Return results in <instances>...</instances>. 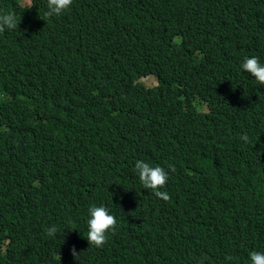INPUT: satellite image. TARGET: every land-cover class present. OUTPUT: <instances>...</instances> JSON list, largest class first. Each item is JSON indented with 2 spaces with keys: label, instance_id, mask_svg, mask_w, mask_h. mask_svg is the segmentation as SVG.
Returning <instances> with one entry per match:
<instances>
[{
  "label": "trees",
  "instance_id": "1",
  "mask_svg": "<svg viewBox=\"0 0 264 264\" xmlns=\"http://www.w3.org/2000/svg\"><path fill=\"white\" fill-rule=\"evenodd\" d=\"M47 10L0 0L19 24L0 33V264H251L264 252V85L241 65L264 64V0ZM138 160L168 171L167 202ZM93 205L118 221L102 248L86 239Z\"/></svg>",
  "mask_w": 264,
  "mask_h": 264
},
{
  "label": "clouds",
  "instance_id": "2",
  "mask_svg": "<svg viewBox=\"0 0 264 264\" xmlns=\"http://www.w3.org/2000/svg\"><path fill=\"white\" fill-rule=\"evenodd\" d=\"M72 4L73 0H47L48 10L45 15L48 17L60 16L69 11ZM18 25L17 18L13 13L0 14V33L5 32L6 29L15 30ZM241 67L255 78L257 84L264 85V64L260 62L258 57H245ZM2 96H6V94L3 93ZM241 139L245 143L249 142V137L246 134ZM168 168L173 172L175 171V167L171 164L168 165ZM135 169L145 189H150L156 197L166 202L170 199L167 192L160 191L167 184L169 179L168 171L159 165L153 166L143 160L136 161ZM88 213L86 239L89 245L102 248L107 243L109 233L114 234L117 230V218L113 214H110L109 209L103 205L89 207ZM46 231L49 236H53L58 231V228L52 225ZM71 252L74 257L78 255L75 247L72 248ZM228 259H231V257H228ZM249 259L251 264H264V252L251 251Z\"/></svg>",
  "mask_w": 264,
  "mask_h": 264
},
{
  "label": "rangeland",
  "instance_id": "3",
  "mask_svg": "<svg viewBox=\"0 0 264 264\" xmlns=\"http://www.w3.org/2000/svg\"><path fill=\"white\" fill-rule=\"evenodd\" d=\"M155 84L154 80L151 81V85ZM223 186V182L218 184V189L220 190Z\"/></svg>",
  "mask_w": 264,
  "mask_h": 264
}]
</instances>
